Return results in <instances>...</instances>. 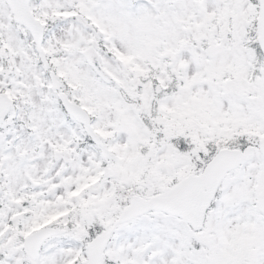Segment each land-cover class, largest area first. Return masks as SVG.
Returning a JSON list of instances; mask_svg holds the SVG:
<instances>
[{"label":"snow or ice","instance_id":"1","mask_svg":"<svg viewBox=\"0 0 264 264\" xmlns=\"http://www.w3.org/2000/svg\"><path fill=\"white\" fill-rule=\"evenodd\" d=\"M0 264H264V0H0Z\"/></svg>","mask_w":264,"mask_h":264}]
</instances>
